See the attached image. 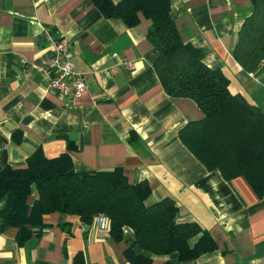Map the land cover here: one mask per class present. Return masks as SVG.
<instances>
[{"label": "crops", "instance_id": "obj_1", "mask_svg": "<svg viewBox=\"0 0 264 264\" xmlns=\"http://www.w3.org/2000/svg\"><path fill=\"white\" fill-rule=\"evenodd\" d=\"M171 3L182 40L264 111V59L247 71L233 55L253 0ZM151 25L143 14L133 27L106 18L93 0H0V168L26 166L38 150L49 158L69 151L79 172L121 168L131 182L150 183L148 204L172 196L177 220L197 222L215 239L216 248L198 258L153 255L151 264H264V197L242 176L209 170L181 140L180 130L204 114L193 99L166 93ZM48 32L71 44L88 84L79 99L46 91L38 67ZM37 195L34 189L31 203ZM6 204L0 200V264H132L125 251L133 237L115 239L110 224L93 216L46 214L39 233L19 243L18 227L2 217Z\"/></svg>", "mask_w": 264, "mask_h": 264}, {"label": "trees", "instance_id": "obj_2", "mask_svg": "<svg viewBox=\"0 0 264 264\" xmlns=\"http://www.w3.org/2000/svg\"><path fill=\"white\" fill-rule=\"evenodd\" d=\"M93 2L106 18L130 27L139 24L141 14L151 19L148 38L159 51L154 67L166 93L193 99L204 114L180 130L181 140L209 170H219L227 180L242 176L264 197V111L233 93L222 70L204 61L203 50L182 40L171 0ZM253 4L233 51L247 71L264 59V0ZM34 189L38 195L31 203ZM151 191L148 181L131 182L121 168L76 171L69 151L49 158L38 150L26 166L0 168V200L7 203L2 217L6 226L18 227L19 243L37 234L46 214L60 212L105 215L115 239L133 237L125 251L132 264H151L153 255L172 253L186 261L216 248L213 236L197 222L177 220L172 196L148 204Z\"/></svg>", "mask_w": 264, "mask_h": 264}, {"label": "built area", "instance_id": "obj_3", "mask_svg": "<svg viewBox=\"0 0 264 264\" xmlns=\"http://www.w3.org/2000/svg\"><path fill=\"white\" fill-rule=\"evenodd\" d=\"M48 55L38 70L43 75L46 82L47 93H52L60 97H69L73 100L82 97L88 89L83 73L75 69L73 63V51L71 44L53 33H47ZM125 65L133 68V61H125ZM96 220L105 226L109 219L105 215L96 216ZM126 234H130L128 230Z\"/></svg>", "mask_w": 264, "mask_h": 264}]
</instances>
